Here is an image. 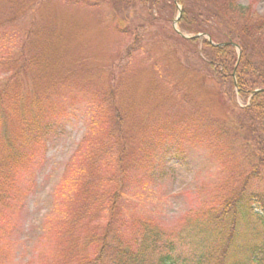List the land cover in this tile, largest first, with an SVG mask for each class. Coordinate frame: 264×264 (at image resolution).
Wrapping results in <instances>:
<instances>
[{
  "label": "rangeland",
  "instance_id": "obj_1",
  "mask_svg": "<svg viewBox=\"0 0 264 264\" xmlns=\"http://www.w3.org/2000/svg\"><path fill=\"white\" fill-rule=\"evenodd\" d=\"M85 1L99 6L69 0H0V21L12 20L0 29V45L10 57L24 47L23 54L34 60L36 66L19 75L21 89L26 98L46 94L41 107L45 115L38 110L33 115L43 125L58 127L37 140L39 152L34 155L35 146H23L26 142L20 140L37 129L30 126L36 123L34 117L25 116V101L17 106L18 123L12 119L0 128V148L8 143L2 142L5 129L13 132L15 144L32 154L30 162L23 158L6 172L4 180L14 185V193L0 210V264H101L96 261L103 243L112 245L120 236L135 250L145 226L165 233L172 242L184 239L188 244L197 222L218 207L228 187L237 185L244 164L241 143L217 140L210 122L232 114L228 110L234 102L238 107L246 102L238 97L233 102L216 80L195 73L196 64L166 41L159 28H141L147 17L163 15L158 27L172 36L179 11L160 2L152 11L138 4L127 11L125 6V13L115 19L108 1ZM238 1L264 16V0ZM27 34L31 37L23 45ZM13 39L16 44L6 43ZM0 64L1 89L11 70L7 60ZM197 68L199 73L206 70ZM118 109L119 124L112 118ZM17 124H22L18 132ZM111 131L115 139L102 142ZM100 143H106L104 149ZM118 143H124L122 152ZM8 151L3 149L1 157L11 162L14 154ZM98 151H103V159L91 171L89 159L95 153L100 158ZM106 152L108 160L103 162ZM76 165L87 170L92 184L101 180L96 196L101 193L107 199L87 209L92 220L79 223L63 213L61 200L67 189L77 191L72 180ZM62 185L65 190L59 192ZM113 199L115 217L107 227ZM87 230L94 242L87 240ZM235 235L239 261L243 245L264 249V229L255 219L241 222ZM103 264H109L106 257Z\"/></svg>",
  "mask_w": 264,
  "mask_h": 264
},
{
  "label": "trees",
  "instance_id": "obj_2",
  "mask_svg": "<svg viewBox=\"0 0 264 264\" xmlns=\"http://www.w3.org/2000/svg\"><path fill=\"white\" fill-rule=\"evenodd\" d=\"M69 1L92 8L99 6L97 3L85 0ZM105 1H108L115 19L125 13V6L126 11L129 8L134 9L138 4L146 6L148 10L152 11L157 8L160 2L163 7L172 8L175 12L178 10L177 6L181 7V17L178 21L180 33L172 31V36H169L161 27H158L163 15L161 17L155 15L153 18L147 17L145 22L141 24V28L152 29L154 26L159 28L166 41L170 43L171 40L175 48L189 57L191 64H196L195 73L210 76L214 81L216 80L224 87V94L230 96L233 102L236 97L246 102L243 107H238L234 102L233 109L228 110L232 111V114L229 112L230 115L225 119L211 120L210 122L212 135L217 140L224 143H241L240 152L244 164L235 178L237 185L235 186L233 183L231 187H228V190L222 193L223 196L220 197L221 201L218 207L207 213V218H204L202 222H197L196 230L188 244L184 239L172 242L165 233L145 226L141 241L135 250L131 249L130 243L125 244L126 242L122 241L120 236H116L112 245H109L108 242L101 245L96 262L103 264L106 257L109 264H238L243 261H245L244 264H264V260L261 258V255H264V249H252L249 247L250 245H243L240 248L245 250L239 261L237 249L234 247L235 233L244 220L255 219L264 229V16L256 15L250 7L240 5L238 0ZM119 5L122 6L123 11ZM4 20L0 21V29L3 26L11 25L12 20ZM180 34L190 36L205 34L210 37L211 42L215 45H225L214 46L203 37L184 39ZM30 37L31 34H27L25 38H22V44H27L26 40ZM6 43L16 44L17 41L13 39V42L7 41ZM233 45L238 46L240 51ZM0 48V54L6 50L2 45ZM23 51L24 47L20 51L16 50L17 56L12 55L10 57L8 50L0 55V60H7L11 70L10 76L4 78L6 84L0 89V128L5 127L12 119L18 123L21 112L17 106L21 101L26 103L24 109L26 118L30 115L34 117L33 112L36 110L43 116L45 115L44 109L41 107H43V97L46 94L35 93L26 98V94L21 89L22 84L19 75L25 69L36 66L34 60L23 54ZM199 65L206 66L205 72L199 73L197 71ZM112 103L113 101L111 107L114 106ZM11 114L13 115L11 116ZM35 118L36 123L30 125L37 128L31 133L34 135H28L26 132V135L22 134L20 138L26 142L22 143L23 146L29 145V148L32 145L35 146L31 149L33 155L39 152L40 143L37 140L58 128L57 124L53 129L50 125H43L42 119L36 120ZM112 118L117 124L120 123V120L122 121L119 109L117 115H112ZM14 126L18 132L22 124ZM2 131L4 132L2 142L7 141L8 143H1L3 148H0V210L7 207L14 193L12 188L14 185L10 186L4 180L6 172L18 166L19 160L23 161V158L27 164L31 161L30 156H32L31 153H27L25 148H22V144L19 146L14 143L13 132H7L5 129ZM114 139V134L111 131L102 142L107 140L108 143ZM100 144L101 148L104 149L106 143ZM110 144L111 147L115 145L113 142ZM118 144L121 146L117 145V148L122 152L125 147L124 143ZM3 149L14 154L13 161L10 162V158L7 160L1 157ZM97 153L100 158L95 153L92 154V159H89V170L91 171H94L98 167L99 161L103 159V151ZM104 155L106 158L103 162H106L108 153L106 152ZM76 157L78 156L76 155ZM24 164L21 162V165ZM74 172L75 175L72 180H74L73 186L77 191H71L68 185L70 189H67V194L62 193L61 200L64 202L63 209L65 210L63 213L66 212L72 220L78 221V223L86 218L92 220L93 218L87 215V209L91 205H97L96 202L99 200H107L101 197V193L96 196L95 190L100 185L101 180L92 184L86 177L87 170L77 165L74 167ZM64 190V186L59 188V192ZM75 200L79 201V205L74 204ZM116 202L113 199L109 209L110 216H108L107 227H111L110 222L115 217ZM98 208L107 210V206L104 204H98ZM223 230H227L228 234L222 233ZM87 232L85 235L87 240L93 241L91 230H87ZM65 243L69 245L68 242ZM183 248L187 250L189 248V254H185ZM107 249L109 252L106 254Z\"/></svg>",
  "mask_w": 264,
  "mask_h": 264
},
{
  "label": "water",
  "instance_id": "obj_3",
  "mask_svg": "<svg viewBox=\"0 0 264 264\" xmlns=\"http://www.w3.org/2000/svg\"><path fill=\"white\" fill-rule=\"evenodd\" d=\"M174 25H175V28H176V26H177V21L175 22V24H174ZM237 48H238V47H237Z\"/></svg>",
  "mask_w": 264,
  "mask_h": 264
}]
</instances>
